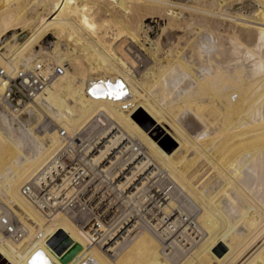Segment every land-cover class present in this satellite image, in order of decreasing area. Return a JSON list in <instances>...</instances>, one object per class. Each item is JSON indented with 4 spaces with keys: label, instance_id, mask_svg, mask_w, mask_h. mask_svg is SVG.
<instances>
[{
    "label": "bare ground",
    "instance_id": "obj_1",
    "mask_svg": "<svg viewBox=\"0 0 264 264\" xmlns=\"http://www.w3.org/2000/svg\"><path fill=\"white\" fill-rule=\"evenodd\" d=\"M42 57L65 72L18 111L0 98V264H264V0H0V66ZM57 126L120 191L107 247L20 191Z\"/></svg>",
    "mask_w": 264,
    "mask_h": 264
},
{
    "label": "built area",
    "instance_id": "obj_2",
    "mask_svg": "<svg viewBox=\"0 0 264 264\" xmlns=\"http://www.w3.org/2000/svg\"><path fill=\"white\" fill-rule=\"evenodd\" d=\"M64 72L65 64L48 57L9 70L0 66V98L9 108L18 111ZM52 123L49 120L48 125ZM112 124L107 122L103 126L110 128ZM113 129L107 142H111V138L115 140L113 155H116L123 150V132L117 127ZM57 130L59 147L30 180L21 185L20 191L47 217L62 210L72 214L76 222L86 221L90 240L107 247L115 221L111 216L105 217L103 211L110 199L121 196L120 191L109 187V174L99 165L98 153L88 155L86 152L92 137L85 138L83 131L71 134L62 126H57ZM19 229L14 231L16 236L22 233Z\"/></svg>",
    "mask_w": 264,
    "mask_h": 264
},
{
    "label": "rangeland",
    "instance_id": "obj_3",
    "mask_svg": "<svg viewBox=\"0 0 264 264\" xmlns=\"http://www.w3.org/2000/svg\"><path fill=\"white\" fill-rule=\"evenodd\" d=\"M145 22L147 23V24H151V25H154L156 22H157V18L155 17H148L146 20H145ZM140 39H141V41L143 40L144 41V44L146 45V46H150L148 43V40H144V38H143V32L141 33V36H140ZM141 64V63H140ZM141 67H143V66H141ZM140 67V68H141ZM139 69V68H138ZM138 69H136L137 71H138ZM6 133V132H5ZM9 135V136H8ZM6 136H7V138L9 137H11V140H13V142L14 143H16V142H18V145H20L21 143L19 142V141H16V138H15V136L13 135V134H11V133H6ZM17 144V143H16Z\"/></svg>",
    "mask_w": 264,
    "mask_h": 264
},
{
    "label": "water",
    "instance_id": "obj_4",
    "mask_svg": "<svg viewBox=\"0 0 264 264\" xmlns=\"http://www.w3.org/2000/svg\"><path fill=\"white\" fill-rule=\"evenodd\" d=\"M59 236H63L64 237V240L62 243H60L58 246L55 247V250L57 252H61L68 244V242L70 241L69 238H67L64 233L62 231H59ZM69 253H67L65 256H68Z\"/></svg>",
    "mask_w": 264,
    "mask_h": 264
},
{
    "label": "snow or ice",
    "instance_id": "obj_5",
    "mask_svg": "<svg viewBox=\"0 0 264 264\" xmlns=\"http://www.w3.org/2000/svg\"><path fill=\"white\" fill-rule=\"evenodd\" d=\"M121 91H122V90H118L116 93H114V95L118 98L119 95L121 94Z\"/></svg>",
    "mask_w": 264,
    "mask_h": 264
}]
</instances>
